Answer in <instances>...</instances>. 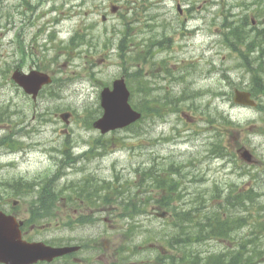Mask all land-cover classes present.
<instances>
[{
  "label": "rangeland",
  "instance_id": "374dc122",
  "mask_svg": "<svg viewBox=\"0 0 264 264\" xmlns=\"http://www.w3.org/2000/svg\"><path fill=\"white\" fill-rule=\"evenodd\" d=\"M110 1L124 5V10L121 14L108 15V20L104 22L102 13ZM128 1H132L130 7L133 11L130 10V14H136L134 0H0V139L10 134L12 140L0 143V184L8 186V182L23 179L36 180L42 186L50 177L57 187L60 184L61 204L63 199L69 200L73 196L72 189L65 187L72 188L78 181L87 179L94 180L95 185L96 182H107L104 189L110 200L115 201L109 205L111 215L103 211L105 207L91 206L87 200L80 204V201V216L91 214L93 219L87 225L79 224L80 236H88L89 232L104 230L107 226L118 236H127L129 233V236L136 237L135 242H142L152 229L165 232L166 229L161 228L165 222L157 217L141 216L136 221L143 228H132L133 222L121 217L122 210L116 205L125 202L120 192L142 190L139 196L144 199L142 203L148 204L149 192L153 193V188L148 187L146 178H142L138 184L137 173L150 164L156 165L154 157L157 155L162 157V161L164 157L173 159L176 155L177 159H173V162H186L195 158L196 171L202 179H207L206 182L194 185L189 174L194 179L195 170L187 169L190 180L187 192L193 199L183 200V205H186L184 209L202 204L206 211L220 208L225 218L228 217L223 202L205 196L202 189L214 188L215 182L222 185L233 181L243 189L254 186L255 192L262 195L258 201L245 207L247 212L250 208L255 219L264 218V113L257 107L240 106L233 99L235 88H250L258 65L246 67L238 53L224 42L220 30H223V16L230 7L227 1L165 0L167 7L164 8L163 4L155 3L157 0H149L143 7L156 10L157 18L155 11L139 14L142 22L127 28L130 38L126 55L123 56L119 53L118 44L126 27L123 15H129L125 9ZM177 2L191 11L181 15L174 6ZM228 3L236 5L234 12L239 15H253L257 8L255 0H229ZM51 8L54 10L49 12ZM55 18L60 22L52 24ZM254 24L259 28L263 26L258 21ZM79 33L86 36V41L77 39V43H71L70 38ZM158 33L164 35L159 39H171V51L166 59L154 56L155 46H152L149 57L147 49L141 51V46L150 38L156 40ZM51 39H54L52 43ZM19 45H24L27 51L25 59L21 58L22 48ZM130 56L136 57V61H129ZM20 60H25V67L35 63L46 67L47 72L55 78L54 83L36 102L12 81L11 70ZM141 60H147V63L141 65ZM161 65L167 68L164 71L167 78L171 77V81L179 74L185 76L184 80L174 84H169L168 80V83L163 81L161 78L165 72L159 69ZM192 69L194 72L191 74ZM136 71H140L141 76L133 83L135 93L130 101L144 111L145 104H150L146 100L151 97L156 98L165 93L181 95L182 91H191L193 88L196 92L201 90L199 93L203 94L196 99L187 96L181 99L182 109L187 115H173L170 112L165 118H156L145 113V118L132 129L101 134L92 124L89 125V121L102 115L100 94L104 84L112 83L122 76L128 82L129 75ZM141 88L150 97L144 96ZM67 111L72 112L68 123L61 118V114ZM222 116H227L231 123L226 122ZM209 122L216 124L217 130ZM174 125L186 126L188 131L185 135H194L196 145L182 143L167 144L164 147L153 143L163 130L173 136ZM208 127L210 141L219 132L222 134L224 148H229L231 153L237 155L238 148L245 146L254 154L255 162L247 164L238 155L235 160L226 157L204 161V158L199 157L204 155L200 151L204 134L198 135V131ZM99 139L102 142L98 145L96 141ZM14 140L16 148L11 147ZM91 144L95 145L93 153H90ZM62 152H71L72 158H62ZM79 154L83 155L77 157ZM62 165L68 173L60 177ZM142 187L148 188L143 190ZM194 187L198 189L195 197ZM75 189L78 192L79 189ZM6 192L0 187V195L6 201L20 200L21 209L37 195L34 193L5 198ZM135 197L141 201L140 197ZM197 197L201 202L191 206L190 202ZM41 201L45 204L47 198L43 197ZM236 211L239 212V208ZM104 216L110 220H103ZM248 216L246 214V218ZM62 224L66 225L68 221L55 220L39 236L57 239L61 235L58 226ZM141 229L148 231L143 233ZM251 232H256L254 222L238 231L237 235L246 237ZM253 234L249 237L252 238ZM259 239L262 241L261 237Z\"/></svg>",
  "mask_w": 264,
  "mask_h": 264
},
{
  "label": "flooded vegetation",
  "instance_id": "af4514ba",
  "mask_svg": "<svg viewBox=\"0 0 264 264\" xmlns=\"http://www.w3.org/2000/svg\"><path fill=\"white\" fill-rule=\"evenodd\" d=\"M158 5L165 4V0H157L155 2ZM166 5V4H165ZM167 6H164L166 8ZM177 7V6H176ZM158 7L157 9H159ZM181 15H184V13L187 14V11H191L189 8H179L177 7ZM166 10V9H165ZM151 11V7H140L138 10L139 14L143 13H149ZM167 11V10H166ZM165 12V11H163ZM158 36L162 37L163 34L158 33ZM157 48L155 55L156 58H165L168 56V53L171 51L170 49V38H162L157 40ZM161 41V43H159ZM163 55V56H160ZM18 65L13 66V70L15 69H22L24 72H31L32 70H41V71H47L48 69L46 67H43L41 65H30L29 67H25L24 62L22 60L17 62ZM45 68V69H44ZM142 68V66H141ZM159 69L163 72L164 70H167V68H164L163 65L159 66ZM165 72V71H164ZM185 76L182 74L174 76L173 80L171 81V77L169 76L167 78V74L165 72V75L163 78H161L163 81H170L169 84H174L177 82H182L184 80ZM168 83V82H167ZM170 89V86H168V91ZM141 93L143 92V89L141 88ZM189 90H184L181 93H186ZM192 120V119H190ZM198 121V119H197ZM167 121H163V123H166ZM182 128V129H181ZM174 135L171 136L170 134H167L165 130L161 132L159 136H156L153 140V143L157 146H164L167 144H193L196 145V141L194 138V135H185V133L188 131L186 126H173ZM204 134L201 142V154L199 157L207 159V157H210L209 159H213V157L218 156V149L217 146L215 147L211 142L209 135H207V129H199V134ZM158 135V133H157ZM200 137V136H199ZM210 143V145H209ZM207 153V155H206ZM103 157V156H102ZM186 158L190 157L188 155L185 156ZM156 159V165H154V170L157 171V180L159 178H163L165 180H169L170 183L166 185V187H158V186H152L153 193L149 192V205L151 206V215H158L159 214V205L162 204H168L171 203L172 206L178 205L182 206L184 204L187 198H189V193L187 192V185L190 183V180L192 182L193 178L191 177V174H187V169H191V160L188 161H179L175 162V164H178L179 170L176 172L174 169H168L163 166L164 162L171 161L173 159H177L176 155L173 156V159L171 158H165L164 161H162V157L157 155L154 157ZM161 158V160H158ZM194 158V157H192ZM197 158V157H196ZM195 158L193 159V161ZM195 162V161H194ZM157 168V169H156ZM167 170V171H166ZM160 171L164 172L162 175L160 174ZM190 177V180L188 178ZM105 187V184L103 185V188ZM148 188V187H146ZM146 188L142 187L141 189L145 190ZM133 190V189H132ZM126 193L127 197H133L134 195L139 196V193H143V191H131ZM141 198V197H140ZM172 198V199H171ZM81 202H85L84 199H80ZM60 201V200H59ZM144 199L141 198V202H143ZM171 201V202H170ZM63 203L56 202L57 205V215L58 218L61 219L62 222L68 221V224L66 225H60L58 226L61 230V235L57 238V242L54 244V246L59 247L60 249L65 250L64 253H61L51 260H39L32 264H264V245L263 246H253L251 243L253 241L249 240H241L243 239V236H238L237 232H230L233 234L234 237L228 236L221 238V242L223 244H219L218 241H214L213 239H219L218 236H212V241L209 240L210 247H199V246H187V247H176L173 250H171L169 253L171 254L172 262L164 263L159 261V254L156 253L158 250L157 248V238H153L151 240L150 246L147 245H139L138 243L143 244L145 241L142 242H135V238L133 236H118L113 231H111L107 226L104 228V230L100 231H91L89 232L88 236L81 237L80 233L78 231L79 228V220H80V214H79V202L77 198H73L72 200L63 199ZM30 211V204L26 205L24 208H17L13 206L12 212L17 215L21 221V228L23 230L24 236L28 240L33 239H43L38 235L39 232L42 231L36 224H29L28 221L33 220L35 217L29 214ZM173 217V216H172ZM106 221L109 220V218L106 216ZM229 233V234H230ZM249 233L247 236H249ZM256 236L264 235L263 232H257L255 233ZM244 241L246 245H240V243ZM195 245H201L205 241H193ZM261 243V241H259ZM147 244V243H146ZM140 248H144L142 251H139ZM155 250V251H153ZM208 250L207 256H202L203 259L200 263L192 262L191 259H198L196 257V253ZM150 251V252H149ZM146 253V255H144ZM211 253H216L217 259L215 262H210L209 255ZM220 254V255H219ZM182 260V261H174V260ZM210 262V263H209Z\"/></svg>",
  "mask_w": 264,
  "mask_h": 264
},
{
  "label": "trees",
  "instance_id": "16d2710c",
  "mask_svg": "<svg viewBox=\"0 0 264 264\" xmlns=\"http://www.w3.org/2000/svg\"><path fill=\"white\" fill-rule=\"evenodd\" d=\"M227 4L230 6L228 9V12L224 14L223 16V39L225 44L228 46V48H230L232 51L238 53V55L240 56V58L242 59V62L244 65H246V67H250L253 68L254 64L258 65L257 70L254 72L253 74V79H252V84L250 85V90L255 94V95H259L260 98L257 99L258 101V109L264 113V0H255V2L257 3V8L254 12L253 15L251 14H244V15H239V13L234 12L235 11V4L232 3H228L229 0H226ZM125 16V23H126V29L124 30V34H123V38L120 41V48H121V54L125 55V50L124 47L126 46L127 43V39L129 38L128 35V29L132 24H135L136 19L137 20H141L140 16L136 14L134 15H124ZM255 19L256 21H258L261 25H263L261 28H259L258 26H254L252 25V19ZM130 34V33H129ZM129 61H136V57H132L130 56ZM132 75V76H131ZM140 78V71H136L134 73H131L129 75V87L132 91V95L135 93V90L133 88V83L136 82L137 78ZM108 84V83H106ZM202 93H198L196 97H198L199 95H201ZM145 95L147 96L148 93L145 91ZM169 96H167V100L169 99ZM189 97H193V95H188ZM150 97V96H149ZM173 97V96H171ZM195 97V98H196ZM180 97L176 98L174 107L178 106L180 100L178 99ZM134 99V96H133ZM153 99L152 97L150 98V104L145 106L146 109V114H153L156 111V105L153 104ZM147 102V100H146ZM138 109H140V107L137 106ZM222 118L228 122L231 123V121L228 119L227 116H222ZM92 119L89 121V125L91 126L92 124ZM134 126L133 125L131 127H129L128 129H132ZM102 140H97L96 144H101ZM95 145L91 147V151L94 150ZM222 153L224 156H228V154H230V152L228 151V148H224V145L222 147ZM234 157L236 156L235 154L231 153ZM155 164H150L148 167L149 168H154ZM163 166L165 168H170V169H174L176 172H178L179 167L178 164H175V162L172 163H168V164H163ZM167 171V170H166ZM161 175L162 171H160ZM148 178L152 177V175L150 176L149 174L147 175ZM94 180H85L83 182H81L78 185V188L81 190L80 191V196L82 197V199L87 200V201H91V200H96L95 202H97V191H101L103 188V184H100L98 182L97 185L94 184ZM158 184H160V186H166L170 183L169 180H165L163 178H159L157 180ZM97 189V190H96ZM222 190H223V200H224V204L225 207L228 208H233L234 210L237 207H241V205L246 206L247 203L249 202H253L258 201L259 200V192L255 193V197L253 196V190L251 189H241L236 183L234 182H227L224 183L222 185ZM217 191H219V187L217 188ZM15 193H19V191H15ZM120 195L124 196V192H120ZM110 197V196H109ZM108 197L107 194L104 195V199H107V201L110 200V198ZM109 198V199H108ZM172 199V198H171ZM115 201L114 200H110V202H108L109 204H113ZM171 202V201H170ZM196 202H201V200H199V198H195V200H192V203L194 205V203ZM236 202V203H235ZM238 202V203H237ZM242 202V203H240ZM191 203V204H192ZM240 203V204H239ZM147 203H142L138 198L135 197V195L133 197H129L127 199V202L124 203H119V208L120 210H122V214H120L121 216H130V217H135L137 214H139L140 212H143V210H140V206H144ZM148 205V204H147ZM237 205V206H236ZM239 205V206H238ZM236 206V207H235ZM242 206V207H243ZM161 208H165L168 210H171L173 208V206L171 205V203L168 204H160ZM222 207V206H221ZM224 207V208H225ZM175 210V208H173ZM204 209L203 205L200 204L199 206L196 207H192L191 210L188 211H184L182 212L183 214L178 215L180 213H176V221L174 222L175 226H184V224L187 225H192L193 226H207L208 228H211L212 231L217 230L219 233L222 232H227L229 231V229H231V222L232 220L229 218H223V213L221 212V209H211L210 211L207 212H201ZM246 209V208H244ZM242 210L240 211L241 214ZM199 213H204V215L207 216V220L204 222L201 219L195 220L196 218L192 219L193 215L199 214ZM249 213V217L253 216V213L251 211L248 212ZM234 212H231V215H233ZM178 215V216H177ZM230 215V216H231ZM182 216V217H181ZM259 216H261L259 214ZM181 217V219H180ZM219 217L222 219L220 220ZM247 219V218H246ZM91 220V218H90ZM240 220V225L244 224L243 220H245L244 216H240L239 218ZM256 222V224L259 226V229L264 230V220H260V219H255L254 220ZM191 223V224H189ZM215 227H213V226ZM133 228H135V226H132ZM205 231V230H202ZM201 231V232H202ZM197 232V231H195ZM199 233V232H197ZM200 234L197 236L199 237ZM178 239V244L182 243L184 241L185 238H177Z\"/></svg>",
  "mask_w": 264,
  "mask_h": 264
},
{
  "label": "water",
  "instance_id": "95a60500",
  "mask_svg": "<svg viewBox=\"0 0 264 264\" xmlns=\"http://www.w3.org/2000/svg\"><path fill=\"white\" fill-rule=\"evenodd\" d=\"M14 79L25 88L34 98L41 87L51 82L49 75L33 71L24 74L16 71ZM130 90L124 78L114 81L113 87H106L101 93V105L104 113L94 122V126L102 133L124 128L136 122L141 113L130 103ZM235 101L238 104L255 106L256 102L249 91L236 90ZM70 114L63 117L68 120ZM241 158L247 162L253 161V155L246 148L240 149ZM59 254V250L47 247L43 243L31 244L23 241L14 217L7 216L0 211V261L7 264H28L38 259L52 258Z\"/></svg>",
  "mask_w": 264,
  "mask_h": 264
},
{
  "label": "bare ground",
  "instance_id": "6f19581e",
  "mask_svg": "<svg viewBox=\"0 0 264 264\" xmlns=\"http://www.w3.org/2000/svg\"><path fill=\"white\" fill-rule=\"evenodd\" d=\"M251 96H252V98L253 99H259V97L257 96V95H255L252 91H251ZM152 175V177H149L148 178V176L147 175ZM157 171L156 170H154V169H152V168H149V167H146V168H143V171L142 172H139V173H137V176H138V184L139 183H141V181H142V178H146V182L148 183V185H153V186H158V187H166V186H160V184H158V182H157ZM97 190V189H96ZM97 202H95L96 200H91L89 203L91 204V206H101V207H103V206H107V203H108V201H107V199H104L103 197H104V195L105 194H107L108 195V193L105 191V189H102L101 191H97ZM109 197V196H108ZM110 198V197H109ZM108 198V199H109ZM127 199L128 198H126L125 199V201L127 202ZM236 203V202H235ZM238 203V202H237ZM240 203H242V202H240ZM239 203V204H240ZM237 206V205H236ZM235 206V207H236ZM239 206V205H238ZM243 205H241V207H242Z\"/></svg>",
  "mask_w": 264,
  "mask_h": 264
}]
</instances>
